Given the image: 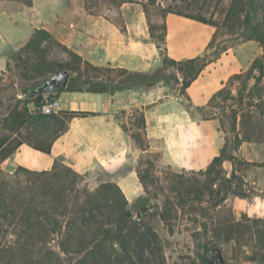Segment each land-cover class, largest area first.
Returning a JSON list of instances; mask_svg holds the SVG:
<instances>
[{"label":"trees","instance_id":"obj_1","mask_svg":"<svg viewBox=\"0 0 264 264\" xmlns=\"http://www.w3.org/2000/svg\"><path fill=\"white\" fill-rule=\"evenodd\" d=\"M232 1L225 23L235 25L241 21L240 14L242 15L247 9L255 16V6L259 1H263L259 7L261 19L254 24L251 38L257 39L264 46V0ZM177 13L218 29V24L205 17ZM149 25L152 37L163 54L162 65L152 73L132 71L111 64L96 65L65 45L63 48L69 53V60H49L47 50L53 42L51 33L45 28H34L22 51L25 55L32 54L41 59V62L33 68L42 78L34 81L31 87L25 88L26 103L23 109L18 107L14 109L16 117L9 125L11 133L0 139L1 158L11 155L23 143L50 153L53 141L67 129L68 119L89 114L80 111L44 114L40 110L29 109V103L38 109L45 99V94H31L29 91L59 69L68 70L74 75L70 76L66 86H61L54 91L55 93H48L51 98H59L62 91L90 90L115 93L138 85L150 87L159 81L168 85L173 78L179 82L178 77L168 72L172 66H179L178 69L184 73L182 89L185 92L199 72L218 57L209 58L206 52L192 59H173L169 57L166 46V23L155 24L149 21ZM215 36L216 32L213 33L208 49L212 47ZM44 41L47 43L43 44ZM253 67L264 71L260 59L253 64ZM223 89L224 87L213 95L207 106L197 109L204 110L210 107ZM130 122L131 125L122 121V127L130 135L133 148L146 150L149 144L144 113ZM28 126H31V129L23 133L21 138L19 136L22 134L21 130ZM236 143L233 146L229 137L225 135L220 153L213 157L208 167L197 171V175L187 179L186 182L179 181L178 189L177 186L173 187L178 190L180 203H185L191 197L193 200L201 201L208 193L210 205L206 209L210 210L221 205L229 194L239 197L250 195L243 190V179L237 173V164H254V162L241 161L235 154L240 143L239 139ZM157 158V156L151 158L149 154V169L145 170L146 174L141 173L140 163L143 160L139 159L137 172L145 187V195L138 197L132 207L121 186L113 180L101 183L92 191L86 190L81 196L78 182L82 175L61 160H56L50 169L41 171L27 169V176L31 182L27 194L16 196L8 188L0 185V220L9 221L19 228L17 240L11 245H3L0 248V262L2 264H166L162 238L146 222L141 213L148 210L150 192L147 180L151 169L155 168ZM225 161L234 165L230 177L226 175ZM191 172L196 174L195 171ZM199 176L204 179H199ZM216 184L219 185L217 190L214 189ZM169 203L170 201L167 202ZM135 211L137 217L134 215ZM169 211L170 209L160 214L167 224ZM253 222L258 241L264 242V219L255 218ZM54 240L58 241L59 250L50 247ZM212 247L214 245L207 247L206 252ZM35 248L39 249V253H35ZM207 256L208 254L203 257L205 262L208 260Z\"/></svg>","mask_w":264,"mask_h":264},{"label":"crops","instance_id":"obj_2","mask_svg":"<svg viewBox=\"0 0 264 264\" xmlns=\"http://www.w3.org/2000/svg\"><path fill=\"white\" fill-rule=\"evenodd\" d=\"M39 2L46 1L32 0L30 23L35 28L47 29L53 39L92 63L142 73H152L162 65L163 54L152 37L150 17L142 4L127 1L107 6L103 1H94L96 4L90 1L87 6L86 1H65L60 14L48 9L49 13L39 15ZM152 22L167 25L169 57L187 60L209 52L214 33L211 25L174 12L156 16ZM179 24L182 29L178 28ZM60 58L68 60L69 56ZM239 70L235 57L224 51L199 72L185 92L163 81L115 93L62 91L59 94L61 111L89 114L69 118L67 129L53 141L50 153L23 143L17 148L21 163L44 170L61 160L80 174L95 173L116 181L130 200L142 191L135 168L139 153L134 155L132 139L123 129L122 121L126 113L139 109L145 116L150 149L160 151L162 162L188 171L206 169L220 153L224 139L218 120L204 118L196 109L207 106L213 95ZM181 73L176 72L177 85L181 84ZM243 148L244 145L236 151L237 156ZM32 154L39 159L32 161ZM224 167L230 172L234 169L228 161L224 162ZM252 183L257 185V193L247 197L228 196L224 201L231 204L238 219L242 214L251 220L264 219V190L259 188L262 181L253 178ZM245 229V240L255 243L254 225H245Z\"/></svg>","mask_w":264,"mask_h":264},{"label":"rangeland","instance_id":"obj_3","mask_svg":"<svg viewBox=\"0 0 264 264\" xmlns=\"http://www.w3.org/2000/svg\"><path fill=\"white\" fill-rule=\"evenodd\" d=\"M38 1H46L38 3L41 5L38 7L39 15L49 13L48 9L57 10L60 14L64 10L65 1H75V3L76 1H86L87 6L90 1L92 3L103 1L106 5L108 4L107 6L110 4L119 5L123 2L121 0ZM130 2L142 4L149 14L151 22L156 16L165 15L168 12H180L205 17L219 25L217 30L215 26L211 25L216 36L213 39L212 47L209 48L208 57L214 58L226 51L235 57L240 64V70L230 77L223 92L216 96L210 107L196 110L200 111L202 115L216 118L223 139L227 135L233 146L239 139L240 143L236 151H239L240 147L244 145L243 152L238 153L241 161L249 159L250 162H254V164H237V173L243 179V190L251 195L258 192L257 185L252 183L253 178L261 179L262 187L259 188L264 190V71L253 67V64L259 59L264 65V46L257 39L251 38V34L254 33V24L261 19L259 7L263 1H259L255 6V16L247 9L242 15L240 14L241 21L236 25L225 23L232 0H132ZM32 15V0H0V139L11 133L9 125L16 117L14 109L17 107L23 109V105L26 103L25 88L31 87L34 81L42 78V76L39 77L40 73L33 68L38 62H41V59L32 54L25 55V52L22 51L35 28L32 22L30 23ZM178 28L182 29L183 27L179 24ZM46 43L44 41L43 44ZM47 53L49 60H62L60 57H65V55H68L70 59L63 44L55 39L48 46ZM178 68L180 67L172 66L168 72L176 76V72L180 71ZM70 75L72 76L74 73L70 72ZM181 75L184 78L183 72ZM182 80L181 84L177 85L178 81L173 78L171 80L172 87L177 91L184 92ZM46 98H50L48 93L45 94ZM28 106L30 110H39L37 107L34 108L32 103H29ZM141 113L143 112L139 109L130 111L124 115L123 121L131 125L130 121L139 117ZM30 129L31 126L23 128L22 134L19 136L23 138V133ZM148 144L146 150L132 148L135 151L134 155L139 153L135 168L137 170V166L141 164L142 174H146L145 170L149 169V154L151 158L158 157L155 168L151 169L147 180L150 192L148 210L141 213L146 222L162 238L166 264H207L203 257L209 253L206 252V248L213 245L222 249L227 264H248V261L264 264V242H259L257 236L255 243L245 240L247 233L245 225L253 226V220L247 218L245 214H242L238 219L231 204L227 205L224 202L222 203L224 206L220 208L219 205L207 210V206L210 205L208 193L201 201L193 200L191 197L185 203H180L177 196L178 190L173 187L177 186L178 189L179 181L186 182L187 179L196 176L197 171H195L196 174H193L191 170L167 165L161 161L160 151L150 149V141ZM31 158L32 161L39 159L33 154ZM139 159L143 160L140 164ZM27 169L42 170L21 163L17 150L6 158L0 156V185L8 188L16 196L27 194L31 185ZM226 172L227 177H230L232 172L227 169ZM81 175L78 182L81 196L86 190L92 191L101 183L111 180L95 173ZM199 179L203 180L204 178L199 176ZM139 182L141 183L140 178ZM218 188L219 185H214L215 190ZM141 189L138 196L130 198L131 207L138 197L145 195V187L142 183ZM228 196L235 195L229 194ZM169 201L170 203L167 204ZM169 209L170 215L167 224L162 220L160 214ZM134 215L137 217L136 211ZM0 223L3 226L0 225L1 248L3 245H11L17 240L19 228L16 224H11L4 219H1ZM57 242V240L52 241L50 247L59 250ZM35 253H39L38 248H35ZM0 264L2 263L0 262Z\"/></svg>","mask_w":264,"mask_h":264},{"label":"water","instance_id":"obj_4","mask_svg":"<svg viewBox=\"0 0 264 264\" xmlns=\"http://www.w3.org/2000/svg\"><path fill=\"white\" fill-rule=\"evenodd\" d=\"M70 72L65 69H59L45 80H43L36 88L31 89V94H46L58 90L61 86H66L70 79ZM207 264H227L223 251L220 247L214 246L208 253Z\"/></svg>","mask_w":264,"mask_h":264},{"label":"built area","instance_id":"obj_5","mask_svg":"<svg viewBox=\"0 0 264 264\" xmlns=\"http://www.w3.org/2000/svg\"><path fill=\"white\" fill-rule=\"evenodd\" d=\"M61 100L59 98H46L44 99L38 109L44 114H56L61 111Z\"/></svg>","mask_w":264,"mask_h":264}]
</instances>
